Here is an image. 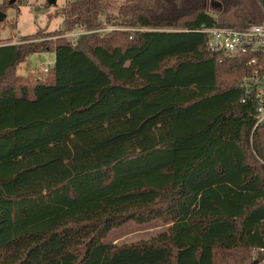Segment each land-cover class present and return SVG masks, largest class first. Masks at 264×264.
<instances>
[{"label":"trees","instance_id":"obj_1","mask_svg":"<svg viewBox=\"0 0 264 264\" xmlns=\"http://www.w3.org/2000/svg\"><path fill=\"white\" fill-rule=\"evenodd\" d=\"M209 1L125 0L113 24L142 30L101 35L103 0H72L64 30L90 31L75 43L0 44V264L262 260L264 126L241 101L247 68L207 52L199 30L261 23L264 0H215L216 16ZM48 51L44 80L14 75ZM154 219L167 230L104 242Z\"/></svg>","mask_w":264,"mask_h":264},{"label":"rangeland","instance_id":"obj_2","mask_svg":"<svg viewBox=\"0 0 264 264\" xmlns=\"http://www.w3.org/2000/svg\"><path fill=\"white\" fill-rule=\"evenodd\" d=\"M13 0H0V4L7 3L6 11H0V44H11L22 41L24 36L34 37L35 42L48 40L50 44L54 43L56 38L60 37L65 32L77 33L79 38L86 34L85 26H74L64 30V17L62 9L67 3L72 0H22L16 5L11 6ZM125 0H103V10L99 16L101 24L98 32L105 35L108 32L115 30H127L132 32L134 28L129 26L114 25L116 15L118 14L120 6ZM15 4V2H13ZM217 1L210 0L206 10L212 15L216 16ZM110 20V21H108ZM62 32L60 35H53L54 31ZM66 40V38L63 37ZM77 40V39H76ZM76 42V41H75ZM54 63V52L48 51L43 53H36L28 56L24 62L19 63L15 67L14 75L21 80H30L34 83L35 78L44 80L45 73L40 72V69L46 65L51 67ZM231 72H222L219 79L222 86L230 84L232 80ZM169 224L160 219H154L145 224H138L134 221H128L118 228L112 229L104 238V242L116 245H128L142 240H149L167 230ZM262 260L258 264H264V252H262ZM251 258L258 259V253L251 251L248 260ZM216 264H232L228 257L217 255Z\"/></svg>","mask_w":264,"mask_h":264},{"label":"built area","instance_id":"obj_3","mask_svg":"<svg viewBox=\"0 0 264 264\" xmlns=\"http://www.w3.org/2000/svg\"><path fill=\"white\" fill-rule=\"evenodd\" d=\"M199 31L206 35L207 52L217 55L221 62L239 59L247 68V73L240 82V87L244 91L241 101L254 100V127L264 126V21L243 28L213 26L204 27ZM77 36V33L71 31L63 33L60 37L75 43ZM49 66L50 64L42 67L40 72L46 74ZM259 251L264 252V248H260Z\"/></svg>","mask_w":264,"mask_h":264},{"label":"water","instance_id":"obj_4","mask_svg":"<svg viewBox=\"0 0 264 264\" xmlns=\"http://www.w3.org/2000/svg\"><path fill=\"white\" fill-rule=\"evenodd\" d=\"M52 3V0H49Z\"/></svg>","mask_w":264,"mask_h":264},{"label":"crops","instance_id":"obj_5","mask_svg":"<svg viewBox=\"0 0 264 264\" xmlns=\"http://www.w3.org/2000/svg\"><path fill=\"white\" fill-rule=\"evenodd\" d=\"M35 79H38V78H35Z\"/></svg>","mask_w":264,"mask_h":264}]
</instances>
